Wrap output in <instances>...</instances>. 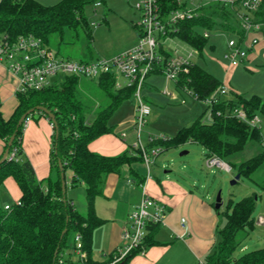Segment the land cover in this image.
Wrapping results in <instances>:
<instances>
[{
    "label": "trees",
    "instance_id": "1",
    "mask_svg": "<svg viewBox=\"0 0 264 264\" xmlns=\"http://www.w3.org/2000/svg\"><path fill=\"white\" fill-rule=\"evenodd\" d=\"M90 1L94 0H59L53 4H43L37 0H0V35L6 34L8 39L14 41L21 34L31 33L48 45L50 34L58 33L61 36L65 29L80 28L90 40V23L84 14V5ZM254 17L264 23V0L254 12ZM215 23L226 29H234L230 14L209 5L198 16L179 22L176 36L199 51L207 37L197 28L209 30ZM132 25L136 30L134 22ZM198 55H201L200 51ZM94 56L90 55L91 58ZM153 72L160 71L156 69ZM179 77L178 83L187 86L199 100L222 85L220 80L196 62H192L187 72L180 73ZM89 79H95L103 102L93 103L86 98L84 92L85 88L89 90V84L83 83L81 77L66 74L61 81L43 88L17 91L18 104L10 117L5 119L0 112V140L4 148L14 133L8 149V153L13 151L14 155L11 158L6 155L0 162V186L7 176H12L20 190L18 200L8 204L7 208L0 203V264H58L59 258H62L63 264H69L72 261L70 255L73 254L71 249L76 244V233L80 234L81 250L85 252L88 262L102 264L106 261H97L92 257L93 230L103 221L95 212L94 200L103 194L106 175L120 173L123 167H127L129 174L140 182L142 178L132 164L143 160L138 148L131 147L121 153L107 155L88 147L92 139L112 131L109 116L122 100L132 97L133 92L132 85L116 87V78L111 72ZM237 105L242 106L248 116L259 113L264 121V99L260 96L237 95V101L220 98L207 105L193 123L180 127L165 139L149 143L147 147L160 145L163 150L186 141H195L206 149L205 155L216 154L229 162L235 173L250 176L264 161L262 125L252 127L232 115V108ZM41 107L53 114L55 126L51 121L53 132L49 161L52 173L37 179L31 163L23 156L22 136L24 121L34 113L46 115L51 120ZM29 108L33 110L17 125L19 117ZM207 110L211 115L208 122L201 120ZM248 144H257L256 151L246 159L234 160L233 157ZM67 169L72 171L70 185L82 184L84 187V215L78 212L72 199L62 192L60 171L65 173ZM257 197L252 193L236 201L228 199L222 211L224 224L216 227L218 239L202 258L201 264H264V246L234 255L249 229L255 226L252 211ZM157 224L149 226L145 248L155 242L152 230ZM134 254L137 253L129 255L121 264H127Z\"/></svg>",
    "mask_w": 264,
    "mask_h": 264
},
{
    "label": "built area",
    "instance_id": "2",
    "mask_svg": "<svg viewBox=\"0 0 264 264\" xmlns=\"http://www.w3.org/2000/svg\"><path fill=\"white\" fill-rule=\"evenodd\" d=\"M261 1L138 0L134 4L139 12V17L134 22L137 32L136 43L111 56L73 60L58 56L40 37L31 33L21 34L14 41L8 39L6 34H2L0 35V61L5 63L10 72L17 76L15 93L28 89H40L55 83L57 81L55 77L58 74L96 78L101 73L111 72L115 75L116 87L132 85V96L136 100L132 122V128L136 136L132 146L140 150L142 162L148 172V164L154 160L162 147L160 145L147 147L142 144L140 139V130L146 123V117L150 112L149 103L144 99L142 92L146 77L157 69L166 78L179 85L180 89L192 95L187 86L178 83L180 80L179 74L187 72L189 65L194 62L192 60L193 56L198 55L199 51L193 47L190 51L183 52L176 45L169 48L170 43L179 44L182 47L183 44H187L176 36L179 30V22L198 16L203 8L209 5L218 7V10L230 14V18L236 23L238 37L237 39H228L224 58L230 66H235L246 57L249 49L258 41V34L264 23L255 19L254 12L258 9ZM99 4L100 0L93 1V6ZM201 33L203 36H209L206 28H203ZM120 77L123 78L122 81H120ZM226 91V86L221 85L203 101L207 105H211L222 98L221 93ZM162 92L173 96L166 89H163ZM207 112L211 119L210 110H207ZM231 114L252 127L262 124V117L259 113L248 116L242 106L233 107ZM121 135L124 136L125 133L121 132ZM165 138L164 135H148L149 143ZM262 145L264 150V140ZM13 155V151L7 153L8 158ZM204 164L208 168L219 167L225 171L232 169L229 162L216 154L205 155ZM4 207L7 208L8 204H5ZM166 211V205L148 195L142 187V197L135 208L127 214L120 234V243L111 252V256L102 264H121L133 253H144V241L149 232V226L163 222ZM180 221L183 224L185 218L181 217ZM256 223H264V214L257 216ZM74 240L76 244L71 251L75 258L69 264H91L85 259V252L81 250L79 233L74 235ZM58 264H63L62 258L58 259ZM196 264H201V262Z\"/></svg>",
    "mask_w": 264,
    "mask_h": 264
},
{
    "label": "rangeland",
    "instance_id": "3",
    "mask_svg": "<svg viewBox=\"0 0 264 264\" xmlns=\"http://www.w3.org/2000/svg\"><path fill=\"white\" fill-rule=\"evenodd\" d=\"M43 4H53L59 0H37ZM138 0H100V4L93 6V2H87L84 5V14L90 23L92 37L87 39L83 29H65L60 36L58 33H52L48 37V46L60 57L73 60H88L90 55L110 56L120 50L132 46L136 43V31L133 27L139 17V12L134 4ZM206 1V0H201ZM200 32L202 27L197 28ZM209 36L206 43L199 50L201 55H194L192 60L202 66L205 70L218 77L221 81L229 80L230 89L248 97L251 94H257L264 99V58L258 57L247 63H238V66L230 68L228 62L222 59V54L226 50L227 41L230 38L237 39V35L222 30L216 23L208 30ZM262 34V36H261ZM261 37V38H260ZM264 44V25L262 32L258 35ZM169 45V48L176 47L183 52L190 51L193 46L183 44ZM213 44L214 48L210 45ZM264 51V49H262ZM227 65V66H226ZM223 66L227 67L224 68ZM63 74H58L55 78L57 81L63 79ZM83 83H88L89 87L85 88L84 96L89 98L93 103L103 102L104 98L96 87L95 79L81 77ZM120 80H123L120 77ZM146 86H153L150 90L151 102H149L150 112L146 117V123L140 130V139L143 145L149 144L148 135H173L180 126H187L200 117L202 111L207 106L203 100L196 99L187 91L177 89L173 80L168 79L160 72H153L146 77ZM167 88L174 99L162 97L158 91ZM227 90L221 93V97H229L237 101L235 95ZM143 91H146L144 88ZM136 100L129 97L117 106L109 116L108 123L114 125L117 129V119L122 117V111H134ZM154 113L155 117H152ZM128 117V113H126ZM201 120L210 121L208 112L202 115ZM185 121V122H183ZM183 122V124H181ZM132 124V123H131ZM262 136L264 140V121L262 122ZM127 126V124H126ZM125 128L126 127H122ZM126 131V130H125ZM128 136L135 139V132L127 129ZM117 132V131H116ZM134 141V140H133ZM257 144H248L243 150L238 152L233 159L240 161L250 157L256 151ZM181 151H185L181 153ZM206 149L198 142L186 141L172 145L161 150L148 164L149 172L153 175H164V169L170 170V173L177 176L180 181L193 185L191 189L195 192H202L206 195L208 191V201L212 203V208L216 213V227L224 224L225 216L222 213L226 208L228 199L233 201L239 200L243 196L255 193L258 197L255 199V205L252 215L255 218V226L249 229L247 235L243 238L240 246L234 251L237 256L243 252L264 246V224L257 226L256 218L259 214H264V161L253 171L250 176L239 175L232 181L235 176V170L225 171L219 167L208 168L204 164V155ZM24 156V155H23ZM25 157V156H24ZM144 170L146 169L143 163ZM68 170V169H67ZM69 195H72L77 210L84 211L85 199L83 189L80 185H66ZM82 191V194H81ZM219 192L220 205L215 207L214 200ZM84 209V210H83ZM85 212H83V215ZM215 237L218 235L215 229ZM245 245V246H244ZM241 246H244L243 248ZM73 258L75 256L73 255Z\"/></svg>",
    "mask_w": 264,
    "mask_h": 264
},
{
    "label": "crops",
    "instance_id": "4",
    "mask_svg": "<svg viewBox=\"0 0 264 264\" xmlns=\"http://www.w3.org/2000/svg\"><path fill=\"white\" fill-rule=\"evenodd\" d=\"M231 23L234 29H226L219 26L222 30L237 35L238 29L236 28V23L232 19ZM260 38H258L257 43L249 49L246 57L239 63L251 62L258 57L264 58V51H262L264 44ZM210 47L214 48V45L211 44ZM225 51L222 54L223 60L225 59ZM98 56L100 55H95L91 59ZM225 61L227 60L225 59ZM223 67L227 68L230 65L228 64L227 67ZM233 67L231 66L230 68ZM216 78L218 79V77ZM229 82V80H221L222 85L226 86L228 91L231 90ZM16 84L17 76L10 72L5 63L0 61V112L5 119L10 117L18 104V98L15 93ZM174 84L177 89H180L179 85ZM144 88L146 91H143ZM152 88L153 86H146L145 80L142 92L144 99L148 103L151 102L152 92L150 90ZM163 89L168 90L167 88H162L158 91L162 97L175 98V94L173 96L167 95L162 92ZM231 92L235 95L236 99L237 95H241L234 91V89ZM222 99L230 100L229 97H222ZM134 111L133 109L129 112L122 111L120 114L123 116L119 117L117 123H115L118 129L116 130L117 132L114 125L111 124L113 126L112 131L92 139L88 143V147L92 151L107 155H115L133 147L132 143L134 139L129 138L127 129H133L131 123L133 122ZM126 113H128V117H126ZM152 117H155L154 113ZM24 122L22 136L23 155L31 163L37 179H43L52 173L49 151L53 126L51 120L46 115H39L37 113L29 116ZM122 127H126V129ZM121 132H124L125 135L122 136ZM3 150V141L0 140V155ZM132 167L142 178L140 182L136 181V177L129 174L127 167H123L120 173H109L106 175L103 184V194L97 196L94 200L95 212L103 221L93 230L91 239L93 259L97 261L106 260L108 255L120 243V234L127 214L139 202L142 197V187H144L148 195L162 201L166 205L167 211L163 222L157 224L152 230V239L155 242L146 246L144 253H137L131 256L127 264H196L201 262L202 258L210 252L213 243L217 240L214 234L217 216L212 208V203L208 201V191L206 195L202 192H195L190 186L193 185V182L189 184L180 181L168 169H164V175H152L149 170L148 172L144 170L143 162H135L132 164ZM71 175V170L65 171L66 185H70ZM78 185L83 189L84 195L83 185ZM69 189L71 188H67L66 186L65 193L67 197L72 199L75 206L72 195H69ZM19 196L20 190L17 183L12 176H7L0 186V203L3 205L10 204L17 201ZM75 208L77 209L76 206ZM84 208H86V202ZM78 212L83 214V212H86V209L84 211L78 210ZM181 217L185 218L183 224L180 221ZM262 224L264 223H256L257 226ZM244 246L241 247L243 248ZM70 259H74L73 254L70 255Z\"/></svg>",
    "mask_w": 264,
    "mask_h": 264
},
{
    "label": "water",
    "instance_id": "5",
    "mask_svg": "<svg viewBox=\"0 0 264 264\" xmlns=\"http://www.w3.org/2000/svg\"><path fill=\"white\" fill-rule=\"evenodd\" d=\"M42 110H44V112H46V114L51 118V121L53 123V125L55 126V122H54V117L53 114L45 107H41ZM33 110V108H29L28 110H26L18 119L17 121V125H19L21 123V121L24 119V117L30 113ZM14 137V133L11 134V136L9 137L8 141H7V146L4 148L1 156H0V162L3 161L6 158V155L8 153V149H9V145L12 142V139ZM185 151H181V153H183ZM59 168H62V164L59 161L58 162ZM239 177V174L236 173L234 176V179L232 181H234L235 179H237ZM60 179H61V187H62V192L65 193V176H64V172L60 171ZM214 205L215 207H218L220 205V197H219V192L217 193L215 200H214Z\"/></svg>",
    "mask_w": 264,
    "mask_h": 264
}]
</instances>
